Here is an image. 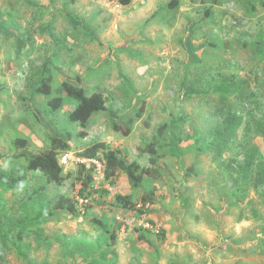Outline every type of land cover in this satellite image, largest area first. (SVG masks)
<instances>
[{"label":"rangeland","instance_id":"obj_1","mask_svg":"<svg viewBox=\"0 0 264 264\" xmlns=\"http://www.w3.org/2000/svg\"><path fill=\"white\" fill-rule=\"evenodd\" d=\"M44 64L49 97L32 86ZM65 81L130 135L108 112L72 122ZM55 138L62 185L0 183V264H264V0H0V166L23 171L15 157ZM96 143L155 176L108 179L105 151L84 158Z\"/></svg>","mask_w":264,"mask_h":264},{"label":"trees","instance_id":"obj_2","mask_svg":"<svg viewBox=\"0 0 264 264\" xmlns=\"http://www.w3.org/2000/svg\"><path fill=\"white\" fill-rule=\"evenodd\" d=\"M133 1L134 0H118L119 4L123 6L129 5ZM19 44L21 46L23 41L20 40ZM52 83L53 77L51 75V70L47 64H44L42 68L38 70L36 80L32 82L34 94L46 97L51 96L53 92ZM61 91L68 98L77 102V107L69 116L72 122H78L82 126H85L94 115L108 112L113 121V130L122 133L124 136L130 135L131 121L125 125L119 123L116 113L107 108V99L103 94L94 93L89 96L82 83L69 81L62 83ZM48 105L53 111H58L63 105V99L61 97H54L50 99ZM15 144L18 148L22 149L27 146V141L24 139H18L15 141ZM68 148L69 145L67 141L55 138L52 140L50 149L35 155L26 156L21 154L16 156L15 158H26L27 166L23 171L18 169L9 170L0 166V183H5L13 189L23 184L28 178V172L33 171L42 173L50 182H53L56 185H62L64 182L63 168L60 164L58 154L61 151L68 150ZM148 149L150 154H155L154 146L150 145ZM101 151L106 152L105 172L108 179L115 176L116 172L124 171L133 187L139 188L145 175L155 176L156 174L155 170L152 168L142 169L136 162L127 163L120 150H111L105 143H96L92 145L85 151L84 158L95 159ZM91 181L92 170L87 173L83 180L85 189L89 187ZM117 199L126 204H128L129 201L127 197L120 196ZM130 206H132V204H130ZM55 209L57 211H68L75 217L79 216L76 204L69 198L60 197L55 204ZM111 238L115 241L116 235L113 234Z\"/></svg>","mask_w":264,"mask_h":264},{"label":"built area","instance_id":"obj_3","mask_svg":"<svg viewBox=\"0 0 264 264\" xmlns=\"http://www.w3.org/2000/svg\"><path fill=\"white\" fill-rule=\"evenodd\" d=\"M78 202L82 205L85 204V200L84 199H78ZM144 227H146V229H151V225L149 223L144 224Z\"/></svg>","mask_w":264,"mask_h":264}]
</instances>
